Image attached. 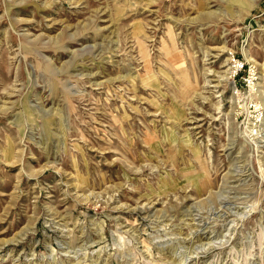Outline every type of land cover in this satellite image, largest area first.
<instances>
[{"label": "rangeland", "instance_id": "374dc122", "mask_svg": "<svg viewBox=\"0 0 264 264\" xmlns=\"http://www.w3.org/2000/svg\"><path fill=\"white\" fill-rule=\"evenodd\" d=\"M0 264H264V0H0Z\"/></svg>", "mask_w": 264, "mask_h": 264}]
</instances>
